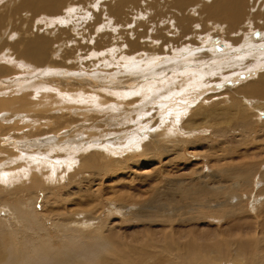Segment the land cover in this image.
<instances>
[{
    "label": "bare ground",
    "instance_id": "1",
    "mask_svg": "<svg viewBox=\"0 0 264 264\" xmlns=\"http://www.w3.org/2000/svg\"><path fill=\"white\" fill-rule=\"evenodd\" d=\"M85 1L87 0H20L14 2V4H19L13 8L11 0H0V6L8 5L0 13V89L2 88L1 86H8L11 90H18L22 87H28V84L30 85L31 82L36 81V86L39 85L38 89L43 90V92L47 91L44 95L37 96L39 95L37 89L32 90L33 100L26 96L15 95L9 98L0 96V113L2 111L8 112V116L14 122L7 125V122L3 121V118L0 116V157L4 156L7 163L0 171V214L4 213V207L13 210L6 217L0 216V264H264V198H255L249 191L259 176L260 180H258L260 183H263L260 192L264 193V171L262 170L264 168H259L261 161L252 163L249 160L248 163L243 161L244 163H231V165L229 163L232 161L231 156L227 160L225 155H223L219 160L223 163L226 161L225 163L231 165L224 167L222 166L223 163H218V159H216L219 155H216L215 159L210 156V153L218 149L224 151L226 149L225 144L231 142L234 136L232 133L234 132L239 133L237 136H241L244 139L247 138V140L253 138V141L256 140V136L259 133H264V123L262 122L263 124L260 126H254L255 123L251 125L250 122L257 118L254 119L253 117L255 113H248V110L258 111V114L264 113V65L253 66L246 70L243 68L241 72L238 70L239 72L234 73L235 80L244 81V84L238 85L234 90L228 87L227 91L221 92H214L220 89L219 86L215 85L220 83V81L216 83L219 79L213 81L207 79L205 81L204 77L197 76L196 73L186 72L185 74L184 72V75L190 79L182 87L178 86L180 87L179 89L183 90L185 86L191 84L190 94L183 96L182 93L178 92L179 90L175 92L169 91L170 93H167V97L161 99V102L159 101L161 104L154 110V114L159 117V120L158 123L155 120L152 123V127L156 123L154 125L155 129L153 128L155 131H153H158V133L154 134L147 131L142 136L140 135L143 140H139L140 138L136 137L137 133H134V143H128V137H126L127 135L125 136L127 138H125L127 140L126 144H129L127 146L117 144L116 141H111L110 138L98 139L97 137H93L92 140H89V138L88 140L84 139L86 140L85 142L77 141L75 144H69L68 140V144L61 145L59 142H62L60 137L64 136L63 131L71 126V124H67L69 122L67 111L73 106L67 107L66 105V102L71 103L70 98H72L73 102L81 98L84 100L83 106L86 107L91 104L95 107L97 104L106 105L114 102L113 105L117 108L135 104L134 101L137 99H135V96L140 93L136 91L130 95L129 90L127 92V87L121 86L123 82L103 85L97 84L96 79L92 76L74 74V70L80 69L82 63L88 64L87 61L82 62L83 60L81 61L82 63L79 62L80 58H78L84 56H81L82 51L87 52L88 49H85V47L89 46L88 44L94 46L90 47V52L94 51L96 47L100 49L105 48L103 50L105 52L108 44L112 43L113 36L117 34V29L111 28L113 24L116 27L117 25L121 26L118 34L126 33L125 30H130V26L127 24L128 21H133V24L136 21L140 22V25L142 23L146 24L144 11L152 13L149 17L155 23H164L167 20L165 18L167 15L166 11L169 13L170 10L168 11L167 9L170 6L178 10V14L175 15L179 21L178 24L175 22L179 29V32L177 29L178 34L185 36L192 29H188V23H191L192 19L190 14H186V9L191 7V3L194 4L195 0H110L112 2L109 1V4H101L102 6L94 9L93 15H87L89 17L85 21L79 22V15H77L72 21L68 22L67 26L58 27V24H55L59 20L57 15L61 16L60 14L65 8L71 4H82ZM246 1L212 0L210 6L206 2L208 6L204 7L205 5H201V8L207 20H213L215 23L219 22L221 24L226 23L228 31L232 32L235 26H239L244 17ZM252 1L253 3L262 2L261 5L264 6V0ZM203 4L205 3L203 2ZM88 5L85 8L83 7L84 10L87 9ZM9 9L10 11L8 12ZM260 11H264V9ZM9 13L13 15L11 16L12 19L14 18V21L11 19L8 21L10 24L3 21L7 19H4V17L6 14L8 16ZM84 13L86 14V12ZM62 15L64 16V14ZM103 16H107L112 22L107 20L104 25V22L102 23ZM172 16L174 17L173 13ZM27 18L29 20L23 21V19ZM176 18L173 19L176 21ZM148 23H150L149 20ZM69 24L70 26H68ZM157 24L156 26L154 24V27L152 26L155 31L149 30L153 33L152 36L156 35L161 40L162 45L164 43L170 50H173L178 45L174 41L177 35L175 27L171 26L170 21L169 23L167 22L166 25H169L167 27H164L165 24L163 26ZM124 25H127L129 28ZM8 26L11 33H8V37L3 38L6 33L5 29ZM54 26H57L58 30H55ZM143 27L145 28V26ZM203 27L201 28L203 29ZM136 28L138 30V27ZM255 32L258 33L257 31ZM86 34H93V37L89 39L88 35L87 40L84 41L83 36H86ZM1 35L3 36L2 38ZM136 35L138 37V34ZM195 35L198 34L196 33ZM259 36L261 37V35ZM123 37L122 40H124ZM212 37L210 36V38ZM141 38L142 36L139 39L143 41ZM225 40L227 41L226 38ZM124 41L126 44L121 45L122 49L125 47L126 49L131 48L133 50V53H129L128 51L125 54L128 53L129 56H131L130 54H136L135 50L140 48L138 42L136 41L131 45L132 40L126 39ZM235 41L232 42L235 44ZM263 41L262 43H264ZM83 42H86V44H83ZM55 43L59 44L58 49L63 45V50L58 51L57 49V52H55L57 58L60 60L53 58L55 55L52 53L56 51L54 50ZM113 43L115 46V42ZM141 43L143 44V42ZM260 45L262 44L260 43ZM199 46L197 45V47ZM257 46L259 47V45ZM115 48H117V44ZM213 48H216L215 45H213ZM217 48H219L218 45ZM99 52H93L91 55L94 58L95 56L99 57V59L104 58ZM5 53L8 56L6 59H4ZM163 53L165 52L163 51ZM173 55H176V53ZM112 57L111 59L115 61V64H120V61L125 60L122 57H118V59L116 58L118 62L114 56ZM144 57L143 55V60L141 61H145ZM175 57L173 62L179 63L177 66L181 65L182 58H179V56ZM258 58L260 59V56ZM101 59L100 61H102ZM148 59L147 61H149ZM192 60L195 59L192 58ZM212 60L220 61L221 56L212 55ZM246 62L250 64L249 61ZM185 65H188V63ZM34 68H38L39 70L45 68L40 75L44 73L48 74L45 72L47 69L52 68L50 69L51 72L55 73L58 69V77L53 78L51 75L41 77L40 80L44 79L47 83L41 84L37 80L39 78L32 80L31 76H17L21 72L31 74ZM178 74L180 75V72ZM114 76L121 78L118 74ZM201 80L205 81L204 85L201 84ZM124 83H129V80L127 82L124 81ZM130 83L129 85H132V82ZM185 90L188 89L186 88ZM225 93L231 95L232 99H235L230 100L229 106L222 105L223 102L220 100L223 94L224 96L226 95ZM83 94L86 96H81ZM249 97L261 98L260 105L256 106L257 102H249L254 107L248 109L242 101ZM213 99L220 101L207 106L206 103ZM47 106L46 111L50 110L51 112H53L51 110L53 107L59 106V109L61 108L60 115L61 112H67L66 116L57 118L48 113H44L43 115V110H41L42 113H38L37 110H40L38 108ZM128 108L125 107V110ZM19 110L23 111V114L25 112L27 117L29 115L33 116L36 121L37 119L43 120L44 118L52 120L49 121L48 130L42 127L40 129H32L35 125L29 130L26 128L25 130L23 127L29 125H24L22 128L25 130L23 134L26 137V141L23 142V147L20 142L25 139L22 140V138L21 141L17 140L20 138L17 129L21 127L18 124L20 114H17V111ZM34 111H37V113H34ZM42 120L38 123L41 124ZM36 121L35 123H37ZM49 122L45 121V124ZM149 126L151 125L149 124ZM203 126L207 129L211 128L213 133L212 138H206L204 135L190 139L194 135L210 132L209 130H203ZM104 128L106 127L104 126ZM104 131L102 132L105 133ZM114 131H116L115 128ZM159 131H161L160 134ZM164 131L170 134V136H166L176 142V147L173 145L174 143L166 141ZM90 132L93 131L90 130ZM44 134L46 137L43 138L44 136H42L43 139L35 138ZM49 134L55 135L52 140L55 143L51 146L56 151L51 150L54 153L57 151L61 152V155H58L61 157H58L61 162L62 156L67 155V152L64 151L66 150L69 153L64 158L67 163L70 162L71 164H65L66 168L63 165L62 171L56 167L58 165L55 166L54 160H51L53 157L48 161L40 153V150H38L39 153H33L32 151L39 142L45 143L49 141V137H51ZM130 134H133L132 131ZM229 134L232 135L228 136ZM213 135L220 136L224 140L222 142L217 141V137V140L214 141L212 140ZM225 136L230 138L225 139ZM144 137L147 138L144 139ZM261 137H264V135L257 138L260 139ZM27 140L29 141L28 143ZM123 140L121 141L123 142ZM136 140L138 141L136 142ZM202 142L212 143L213 145L211 147V144L201 147ZM195 146L199 148H195ZM42 150L41 152H44ZM51 150L50 154H52ZM202 150L204 151L201 153L212 151L209 153L207 166L203 163L206 160L203 158L204 156L200 157V154H197ZM29 151H32V153H28ZM123 151L129 154L119 155ZM185 153H189L187 154L190 155L189 158L186 157ZM232 153L235 154L234 151ZM134 154H138V156L133 157ZM245 154V152L241 155L239 154L242 156L240 160H245ZM263 155L262 158L264 157ZM173 156H177V159L180 157L182 161L191 160L192 164H188L189 162L183 164L179 159L181 162L179 161L177 165V161L174 162L175 159H171ZM182 156L185 157L183 158ZM251 157L246 158L253 161L254 158ZM258 157L261 158L260 156ZM202 159L204 161H201ZM1 165L3 164H0V168ZM54 166L58 169V174L64 171L66 175L68 174V178H71H65L70 181L68 183L70 190L67 195H62L59 192L53 193V189L48 185L55 183L51 180L56 176L57 170ZM180 167L182 172L177 169ZM48 168L49 170L52 169V172H48ZM216 168L221 169L217 170ZM169 169L173 171L170 173ZM176 169L181 174L177 171L174 172ZM78 173L81 175H78ZM62 175L59 176L62 177ZM102 184H104L105 189L99 193L98 190H100V185ZM8 185L12 189L7 190L6 186ZM256 185L258 184L256 183ZM40 188L41 195L46 200L45 205H43L42 201L41 206L38 205L40 201L37 198L40 194ZM65 188L63 189L62 187L63 190ZM33 192L36 193L35 196H32ZM243 193H246V195L244 196ZM100 195L103 196V199L107 198L104 199L103 203L106 201V204L109 206H103L102 204V208H97L102 203ZM114 199L116 200L115 204L111 202ZM249 201H251L250 204H248ZM36 207L42 208V214H38L39 210H36ZM247 207H249V210H247ZM205 211L207 212L205 213ZM122 224L124 225L122 226Z\"/></svg>",
    "mask_w": 264,
    "mask_h": 264
},
{
    "label": "rangeland",
    "instance_id": "2",
    "mask_svg": "<svg viewBox=\"0 0 264 264\" xmlns=\"http://www.w3.org/2000/svg\"><path fill=\"white\" fill-rule=\"evenodd\" d=\"M15 1H20V0H11V4H13V8L16 6V5H18L19 3H17V4H14V2ZM88 1V2H87ZM87 1H85L84 3H82V4H71L70 6H72V5H74V6H72V7H70V6H68L67 8H65V10H63V12L60 14L61 16H59V15H57V18H59V20H58V22L57 23H55L56 25L58 24V27H62V26H67V24H68V22H70V21H72V19L73 18H75L77 15H79V17H78V21L79 22H82V21H85V19H87L89 16H87V15H90V14H92L93 15V10L94 9H96L97 7H99V6H102L103 4H109V1L110 0H87ZM90 1V2H89ZM99 1H101V2H99ZM106 3H105V2ZM96 2V3H95ZM110 2H112V1H110ZM117 2V1H116ZM116 2H114V3H116ZM199 2V3H198ZM202 2V3H201ZM203 2L205 3V4H203ZM209 4V6H210V3L212 2V0H195V3L193 4V3H191V7H189V8H187L186 9V14H190L191 15V19H192V21H191V23L189 22L188 24H189V28L188 29H191V31H190V33L189 34H186L185 36H183V35H181V34H178V32H179V29L177 28V25H176V23L178 24V19L175 17V15H177L178 14V10L177 9H175L173 6H170L169 7V9H167L168 11H169V13L171 14H169L167 11H166V13H167V15H166V19L167 20H165L164 21V17L162 18V20L164 21V23H160L161 24V26H163L164 24H165V26L164 27H167V26H169V25H166L167 24V22L169 23V21H170V24H171V26L172 27H175V29H176V32H177V29H178V32H177V35L175 36L176 38H174V41H176L177 43H178V45L176 46V47H174L173 48V50H170L169 48H168V46H166V44H164L163 43V45H162V42H161V40H159L157 37H156V35L153 37L152 36V32H153V30H154V24H155V26H156V24L157 23H155L153 20H151L150 19V17H149V15H151L152 13L150 12L149 13V11H148V13H147V11H144L145 12V14H144V19H146V21H145V23L146 24H144V23H142V25L143 26H145V28L142 26V25H140L141 23L140 22H137V24H135L136 22H134V24H133V21L131 22H129L128 21V25L130 26V28L127 26V25H124V26H126L127 28H129L130 30L131 29H133V28H135V29H133V31H134V33H133V31H131L130 32V30L129 31H127V30H125L126 31V33L125 32H123V33H119V34H121V35H119L118 34V30H120V28H121V26H118L117 25V27L113 24V27H111V28H116L117 30H116V32H117V34L116 35H114L113 37H114V39H112V43L110 44H108V46H110V47H108L107 46V51L105 50V52H103V50L105 49V48H102V49H100V48H97L96 46V49L94 50V51H89V49H91L92 47H94V46H91V44H88L89 46H86L85 47V49H88L87 50V52L86 51H82L81 52V56H83L82 58L81 57H78V58H80V61L79 62H81L82 60V62H84V61H87L88 62V64H85V63H82V66H81V68L80 69H75L74 70V74H76V75H85V76H92L93 78H95L96 79V83L97 84H103V85H110V84H115V82H123V84L121 83V86H126L127 88V92H128V90H129V94L131 95V93H134V92H136V91H138V92H140V93H138V95L137 96H135V101H134V103L135 104H130V106L129 105H127V106H125L126 108H128V107H130V108H128V109H126L125 110V107H122V106H120V107H114V102H111L110 104H106V105H100V104H97V106H95L94 107V105L93 104H91V105H89L88 107H86V106H83V104H84V100H82L81 98H78L77 100L78 101H76V102H73L72 101V98H70V100H71V103H69V102H66V105H67V107H70V106H73V107H71L67 112H68V114H69V116H68V114H67V118H68V125H70L71 124V126L68 128V129H66V130H64L63 131V134H64V136H61L60 138L62 139V142L60 141L59 143L61 144V145H65V143H67L68 144V140H69V144H75L77 141H81V142H85L86 140H88V138H89V140H92L93 139V137H97L98 139H105V138H110L111 139V141H116V143L117 144H122L123 146H127V145H129V144H126V142H127V140H128V143H130L131 144V142H135V139H133V135H134V133L136 134L137 133V135H136V137L137 138H140L139 140H141L142 138H141V136L144 134V133H147V131L148 132H151V133H154V134H157L158 133V131H156V132H154L155 130V128H154V125L156 124H153V127H152V123L156 120L157 121V123H158V120H159V117L158 116H156L155 114H154V110H155V108L157 107H159V105L161 104V103H159V101L161 102V99H163V98H165V97H167V93L170 91H172V92H175V91H178V92H180V93H182L183 94V96H188L189 94H190V88L192 87L191 86V84H188L187 86H185V88L182 90V89H179L180 87L178 86V85H180L181 87L183 86V84H185V83H188V81H189V77H187V76H185L184 75V72H185V74H186V72L188 73H196L197 74V76H200V77H204V80L206 81L207 79H209V80H211V81H213V80H217V79H219L218 81H216V83H219V81H220V83L219 84H215L216 86H219V90L217 91H214V92H221V91H227L229 88L231 89V90H234L236 87H238V85L240 86V85H242V84H244V81H236L235 79H236V77H235V75H234V73L235 72H241V71H243V68L246 70V69H248V68H252L253 66H256V67H258V66H260V65H264V62H263V60H264V43H262V41L264 40V11H260V10H263L264 9V6H262L261 5V3L262 2H258V3H253V1L252 0H247L246 1V6H245V11H244V17H243V19H242V21L239 23V26H235L234 27V30L232 31V32H229L228 31V25L226 24V23H219V22H216L215 23V21H213V20H207L206 19V16H204L203 15V12H202V6H204V7H206V6H208V4ZM99 3H100V5H99ZM197 3V4H196ZM253 3V4H252ZM87 4H89L88 5V7H86L87 9H88V11H86L87 9H85L84 10V8H85V6L87 5ZM102 4V5H101ZM207 4V5H206ZM212 4V3H211ZM82 7H81V6ZM98 5V6H97ZM198 5H200V6H198ZM202 5V6H201ZM251 7H250V6ZM261 5V6H260ZM6 6H8V5H4V6H0V13H2V10H5V8L4 7H6ZM75 6H77V7H75ZM90 6V7H89ZM93 6V7H92ZM84 7V8H83ZM195 7V8H194ZM255 7H256V9H255ZM261 7V8H260ZM2 8V9H1ZM82 8V9H81ZM171 8H173V9H171ZM68 9V10H67ZM79 9H81V11H79ZM175 9V10H174ZM195 9V10H194ZM249 9H250V11L252 12H250L249 11ZM255 9V10H254ZM260 9V10H259ZM83 10H84V12H86V14L83 12ZM10 11V9L8 10V12ZM77 11V12H76ZM260 11V12H259ZM191 12V13H190ZM198 12H200L201 13V15H200V13H198ZM249 12V13H248ZM257 12V13H256ZM67 13H69L68 15H67ZM80 13V14H79ZM81 13H82V15H81ZM172 13H173V15H174V17L172 16ZM255 13H256V15H255ZM62 14H64V16L62 15ZM170 15V16H169ZM197 15V16H196ZM251 15V16H250ZM11 16H13V15H11L10 13L8 14V16H7V14H6V16L4 17V19L5 18H7V19H5V20H3V21H6V22H8L10 19L12 20V21H14V18L12 19V17L10 18ZM68 16H70V17H68ZM168 16V17H167ZM176 18L177 20L175 21L173 18ZM193 16V17H192ZM261 16H263V17H261ZM105 17V18H104ZM147 17V18H146ZM257 17H259V18H257ZM66 18V19H65ZM69 18V19H68ZM194 18V19H193ZM198 18V19H197ZM200 18H201V21H200ZM153 19H154V16H153ZM181 19V18H180ZM249 19V20H248ZM24 20H29L28 18L27 19H23V21ZM107 20H110L111 22H112V20L110 19V18H108L107 16H103V20H102V23L104 22V25H105V23L107 22ZM148 20H149V22L150 23H148ZM171 20H173V21H171ZM205 20V21H204ZM248 22V23H246V22ZM255 21V22H254ZM67 22V23H66ZM154 22V24L152 25V23ZM166 22V23H165ZM176 22V23H175ZM206 22V23H205ZM9 24H10V22H8ZM173 23H175L174 25H173ZM197 23H198V25H197ZM202 23V24H201ZM204 23V24H203ZM209 23V24H208ZM214 23V24H213ZM62 24H64V25H62ZM160 24H157V25H160ZM205 24H207V25H205ZM216 24V25H215ZM226 24V25H225ZM249 24V25H248ZM252 24H254V25H252ZM258 24V25H257ZM140 25V26H139ZM149 25H150V27H149ZM191 25V26H190ZM204 27H203V26ZM213 25V26H212ZM220 25V26H219ZM256 25V26H255ZM68 26H70V24L68 25ZM153 26V27H152ZM197 26V27H196ZM199 26V27H198ZM209 26V27H208ZM219 26V27H218ZM57 27V26H56ZM55 26L53 27V28H55V30H58V27L56 28ZM133 27V28H132ZM136 27H138V30H137V28ZM201 27H203V29L201 28ZM212 27V28H211ZM245 27V28H244ZM254 27V28H253ZM52 28V29H53ZM142 28V29H141ZM149 28V29H148ZM196 28H198V29H196ZM201 28V29H200ZM216 28V29H215ZM242 28V29H241ZM140 29V30H139ZM147 29H148V31H147ZM193 29H195V30H193ZM254 29V30H253ZM9 30H10V28H9V26L7 27V29H5V34H4V37L1 35V38L3 37V38H6V37H8L9 36V34L11 33V32H9ZM149 30H152V32H150ZM237 30V31H236ZM0 31H1V29H0ZM11 31V30H10ZM136 31V32H135ZM139 31V32H138ZM155 31V30H154ZM218 31H220V32H218ZM222 31V32H221ZM245 31H247L246 33H245ZM255 31H257L258 33H256ZM130 32V33H129ZM141 32H142V34H141ZM193 34H192V33ZM195 32V33H194ZM200 32V33H199ZM210 32H212V33H210ZM261 32V33H260ZM9 33V34H8ZM127 33H129V34H127ZM143 33H145V34H143ZM149 33V34H148ZM157 33V32H156ZM198 34V35H195V34ZM207 33V34H206ZM215 33V34H214ZM222 33H223V35H222ZM240 33V34H239ZM245 33V34H244ZM263 33V34H262ZM123 34H124V37H123ZM136 34H138V37L140 38V36H142V40L143 41H141L138 37H137V35ZM203 34V35H202ZM210 34V35H209ZM227 34V35H226ZM229 34V35H228ZM256 34H258V35H256ZM89 35V39H91L92 37H93V34H86V36L84 35L83 36V39H84V41H86L87 40V36ZM126 35V36H125ZM133 35V36H132ZM146 36L145 38H144V36ZM148 35H151V36H148ZM202 35V36H201ZM205 35V36H204ZM214 35H215V37H214ZM227 37H226V36ZM235 35H239L238 37L236 36L235 37ZM246 37H244V36ZM259 35H261V37L259 36ZM207 36H209V37H207ZM210 36L212 37V38H210ZM220 36H223V37H220ZM255 36H257V37H255ZM112 37V38H113ZM122 37H123V39L124 40H126V39H129V40H132L131 41V45H132V43H135L136 41L138 42V45H139V47L140 48H138V50H135V52H136V54H130L131 56H129V54L128 53H126L125 54V52H128L129 51V53H133V50L131 49V48H125L124 47V49H122V44H126V42L124 41V40H122ZM126 37H128V38H126ZM132 37V38H131ZM185 37V38H184ZM217 37V38H216ZM241 37H242V39H241ZM251 37V38H250ZM86 38V39H85ZM116 38V39H115ZM121 38V39H120ZM134 38H136V39H134ZM144 38V39H143ZM204 38V39H203ZM206 38V39H205ZM225 38L227 39V41L225 40ZM234 38V39H233ZM245 38V39H244ZM120 39V40H119ZM138 39H139V41H138ZM203 39V40H202ZM232 39V40H231ZM240 39V40H239ZM251 39V40H250ZM257 39V40H256ZM134 40V41H133ZM155 40V41H154ZM200 40V41H199ZM207 40V41H206ZM211 40V41H210ZM230 40V41H229ZM236 40V41H235ZM243 40V41H242ZM247 40V41H246ZM250 40V41H249ZM119 41V42H118ZM121 41V42H120ZM188 41V42H187ZM214 43H213V42ZM235 41V44L233 43V42ZM239 41V42H238ZM254 41V42H253ZM256 41V42H255ZM261 41V42H260ZM89 42H90V40H89ZM113 42H115V46L113 45L114 43ZM130 42V41H129ZM128 42V43H129ZM141 42H143V44L140 43ZM145 42H147V43H145ZM160 42V43H159ZM198 44H197V43ZM199 42H201V43H199ZM202 42H203V44H202ZM207 42V43H206ZM242 42V43H241ZM264 42V41H263ZM93 43V42H92ZM211 43V44H210ZM226 43H227V45H226ZM260 43L262 44V45H260ZM83 44H86V42H83ZM116 44H117V48H115L116 47ZM191 44V45H190ZM201 44V45H200ZM218 45V47L219 48H217V45ZM223 44V45H222ZM248 44H249V46H248ZM58 45L59 44H57V43H55V48H54V50H56V51H53V53L52 54H54L55 56L53 57V58H57V54H55V52H57V49H58ZM145 47H144V46ZM161 45V46H160ZM196 45V46H195ZM197 45L199 46V47H197ZM213 45H215V49L213 48ZM220 45V46H219ZM235 47H234V46ZM237 45H239V46H237ZM244 47H243V46ZM257 45H259V47L257 46ZM70 46H72V45H70ZM114 46V47H113ZM167 48H166V47ZM188 46H191V47H188ZM210 46V47H209ZM227 46H228V48H227ZM62 47H63V45L62 46H60V48L58 49V51H61V50H63L62 49ZM91 47V48H90ZM106 47V46H105ZM119 47V48H118ZM121 47V48H120ZM142 47V48H141ZM233 49V51H235V52H233L232 51V49ZM243 48V50H242V48ZM250 47V48H249ZM110 48V49H109ZM231 50H230V49ZM235 48V49H234ZM249 48V49H248ZM84 49V50H85ZM131 49V50H130ZM176 49V50H175ZM180 49H181V51H180ZM186 49V50H185ZM203 49V50H202ZM238 51H237V50ZM241 49V50H240ZM99 50H100V52H99ZM178 50V51H177ZM202 50V52H200ZM205 50V51H204ZM210 50H211V52H212V54H211V52H210ZM228 50V52H226ZM240 50V51H239ZM263 50V51H262ZM115 51V52H114ZM123 51H124V53H123ZM163 51L165 52V53H163ZM180 51V52H179ZM65 52V51H64ZM89 52V53H88ZM93 52L95 53V52H99V53H101L103 56L102 57H104V58H100L102 61H100V59H99V57H97V56H95V58H94V56H92L91 54H93ZM108 52V53H107ZM134 52V53H135ZM205 52V53H204ZM225 52V53H224ZM256 52V54H254ZM263 52V53H262ZM83 53V54H82ZM106 55H105V54ZM176 53V55H173V54H175ZM180 53V54H179ZM206 55V57H205V55ZM224 53V54H223ZM237 53V54H236ZM243 53H244V55H243ZM258 53V54H257ZM87 56H86V55ZM109 56H108V55ZM123 54V55H122ZM203 55V56H201V55ZM252 54H254V55H252ZM78 55H79V53H78ZM105 55V56H104ZM143 55L145 56L144 57V60L145 61H141V60H143ZM212 55H220L221 56V60L220 61H215V60H212L211 61V58H212ZM89 56V57H88ZM92 56V57H91ZM108 56V57H107ZM112 56H114L115 57V60H116V58L118 59V57H122V58H124L125 60H122V61H120V64H115V61L113 60V59H111V58H113ZM126 56V57H125ZM153 56V57H152ZM175 56H179V58L181 57L182 58V60H181V62L180 63H182L181 65H179V66H177L179 63H175V62H173V60H174V57ZM195 56H197L196 58H195ZM199 56H201V57H199ZM254 56V57H253ZM258 56H260V59L258 58ZM85 57V58H84ZM6 58H8V56H7V54L5 53L4 54V59H6ZM92 58H94V59H92ZM97 58H98V60H97ZM147 58H149L148 60L149 61H147ZM171 58V59H170ZM176 58V57H175ZM187 58V59H186ZM192 58H194L195 60H192ZM209 58V59H208ZM224 58V59H223ZM230 58V59H229ZM256 58H258V59H256ZM58 59V58H57ZM85 59V60H84ZM92 59V60H91ZM139 59H140V61H139ZM166 59V60H165ZM170 59V60H169ZM207 59V60H206ZM239 59H240V61H239ZM58 60H60V59H58ZM130 60V61H129ZM135 60H137V61H135ZM237 60V61H236ZM116 61H118V60H116ZM239 61V62H238ZM246 61H249L250 62V64L248 63V62H246ZM119 62V61H118ZM145 62V63H144ZM186 63H188V65H185ZM243 63H245V64H243ZM257 63V64H256ZM255 64V65H254ZM169 65H170V67H172V68H170L169 67ZM241 65V66H240ZM244 65V66H243ZM249 65H250V67H249ZM166 66H168V67H166ZM184 66H185V68H184ZM210 66V67H209ZM241 68V69H240ZM50 69H52V68H50ZM50 69H47L45 72H47L48 74H42V75H40L41 73H42V71H44L45 70V68H43V69H36V68H34V70L33 71H31V74H25L24 72H21V73H19L17 76H19V77H23V76H25V77H27V76H31V78H32V80H34L35 78L37 79V78H39V79H37L38 80V82L39 83H41V84H47L45 81H44V79L43 80H40V78L41 77H46L47 75H51L53 78H55V77H58L57 76V74H58V69H57V72L55 73V72H51V70ZM160 69V70H159ZM182 69V70H181ZM184 69V70H183ZM198 69V70H197ZM209 70V72H207ZM239 70V71H238ZM201 71V72H200ZM51 72V73H50ZM140 72H142V73H140ZM180 72V75L178 74ZM200 73V74H199ZM207 73H209V74H207ZM218 73V74H217ZM115 74H118L119 75V77H121V78H118L117 76H114ZM145 74V75H144ZM167 74V75H166ZM217 74V75H216ZM178 75V76H177ZM212 75V76H211ZM216 75V76H215ZM223 75V76H222ZM227 75V76H226ZM61 76V75H60ZM128 76V77H127ZM207 76V77H206ZM226 76V77H225ZM230 76V77H229ZM34 77V78H33ZM209 77V78H208ZM218 77V78H217ZM126 78V79H125ZM184 78V79H183ZM135 79V80H134ZM158 79V80H157ZM160 79H161V81H160ZM180 79V80H179ZM182 79V80H181ZM129 80V83H124V81H128ZM177 80V81H176ZM204 80H201V84L202 85H204V83H205V81ZM61 81H63V80H61ZM88 81H91V80H88ZM158 81V82H157ZM130 82H132V85H129V84H131ZM180 82H182V83H180ZM23 83H25V81H23ZM129 86H128V85ZM147 84H149V85H147ZM150 84H152V85H150ZM157 84V85H156ZM161 84V85H160ZM231 84V85H230ZM28 87H22V88H20V89H18V90H11L10 89V87H8V86H1L2 88L0 89V96L1 97H3V98H9L10 96H15V95H17V96H26V97H28V98H30L31 100H33L34 99V97L32 96L33 95V91L32 90H34V89H37V93L39 94V95H37V96H40V95H44L45 93H47V91H44L43 92V90H41V89H38V86L39 85H37L36 86V81H33V82H31L30 83V85L28 84L27 85ZM113 86V85H112ZM146 86H147V88H146ZM149 86H152V87H149ZM148 87H149V89H148ZM229 87V88H228ZM188 89V90H185V89ZM226 89V90H225ZM20 90H22V91H20ZM134 90V91H133ZM125 91V90H124ZM133 91V92H132ZM31 92V93H30ZM143 92V93H142ZM169 92V93H170ZM24 93H30V94H24ZM43 93V94H42ZM147 94V95H146ZM226 95L224 96V94H223V97H221L220 98V100L223 102V104L222 105H228L229 106V104H230V100L232 101V100H235V99H232L231 98V95H229V94H227V93H225ZM3 95V96H2ZM9 95V96H8ZM6 96V97H5ZM81 96H86L85 94H83V95H81ZM81 96H77V97H81ZM88 96H90V95H88ZM229 97V98H228ZM129 98H130V96H129ZM139 99V100H138ZM223 99V100H222ZM260 99L261 98H256V97H249L248 99H244L242 102H243V104H245L246 105V107L248 108V109H252L254 106H253V104L252 103H249V102H257L256 103V106H258V105H260ZM220 100H218V99H213V100H211V101H209V102H207L206 103V105L207 106H209V105H213L214 103H218ZM229 100V101H228ZM249 100V101H248ZM182 101V100H181ZM217 101V102H216ZM248 101V102H247ZM185 102V101H184ZM229 102V103H228ZM247 102V103H246ZM96 103H98V102H96ZM143 104V105H142ZM148 104V105H147ZM154 104V105H153ZM164 104V103H163ZM232 104V103H231ZM250 104V105H249ZM111 105V106H110ZM153 105V106H152ZM49 106V105H48ZM48 106L47 107H41V108H38V109H40V110H37L38 111V113H40L41 112V110H43L41 113L44 115V113L45 114H50V115H52V116H55V117H57V118H61L62 116L64 117V116H66L65 114L67 113H65V112H61V115H60V111H61V108L59 109V106H55V107H53V109H51L53 112H51L50 110V112L47 110L46 111V108H48ZM62 106V105H61ZM102 106V107H101ZM228 106H225V107H228ZM250 106V107H249ZM76 107H78V108H76ZM92 107H93V109H92ZM104 107H107V108H104ZM110 107V108H109ZM114 107V108H113ZM58 108V109H57ZM80 108V109H79ZM124 108V109H123ZM55 109V110H54ZM76 109V110H75ZM78 109V110H77ZM95 109V110H94ZM255 109V108H254ZM72 110V111H71ZM98 112H97V111ZM37 111H34V113H37ZM76 111V112H75ZM86 111V112H85ZM92 111V112H91ZM108 111V112H107ZM132 111H134V112H132ZM18 113L17 114H20V121L18 122V124L21 126H19L20 128H18L17 130L19 131V133H18V135H19V139H17L18 141H21V139L22 140H24V141H22V142H20L21 143V146L23 147L24 145H23V142H25L26 141V137L24 136V131L26 130V129H30V128H32L34 125V128H32V129H40V127H42L43 129H49V124H50V122L49 121H52V120H48V119H46V118H44L43 120L42 119H40V120H38L37 119V121H36V119L35 118H33V116H30L29 115V117H27V114H25V112H24V114H23V111H17ZM79 112H81V113H79ZM85 112V113H84ZM96 112V113H95ZM249 112H252V113H255L254 114V119H256V120H253L252 122H250V124L251 125H253L254 123V126H257V125H261V124H263L264 123V113H261V114H258V111H249L248 110V113ZM8 112H1L0 113V116H1V118H3L2 120L3 121H5V122H7V125H10L11 123H14L13 122V120H11V118H10V116H8V114H7ZM78 113V114H77ZM134 113V114H133ZM71 114H73V115H71ZM90 114V115H89ZM152 114V115H151ZM24 115V116H23ZM58 115V116H57ZM70 115H71V117H70ZM88 115H89V117H88ZM91 115H94V116H91ZM131 115V116H130ZM140 115V116H139ZM259 115V116H258ZM261 115V116H260ZM22 116V117H21ZM91 116V117H90ZM129 118H128V117ZM256 116H258V117H256ZM25 117V118H24ZM27 117V118H26ZM128 118V119H127ZM259 118V119H258ZM46 119V120H45ZM87 119V120H86ZM133 119V120H132ZM137 119V120H136ZM41 120H42V123L40 124V123H38V122H41ZM258 120V121H257ZM1 121V120H0ZM27 121V122H26ZM35 121L37 122V123H35ZM45 121L46 122H49L47 125L45 124ZM127 121H129V122H127ZM140 121V122H139ZM145 121H147V122H145ZM21 122V123H20ZM263 122V123H262ZM24 123V124H23ZM34 123V124H33ZM106 123H107V126H106ZM129 124V125H127V124ZM260 123V124H259ZM17 124V123H16ZM43 124V125H42ZM105 124V125H104ZM124 124H125V126H124ZM148 124V125H147ZM149 124L151 125V126H149ZM24 125H29V126H24ZM42 125V126H41ZM143 125V126H142ZM24 126V127H23ZM53 126H54V124H53ZM102 128H101V127ZM104 126L106 127V128H104ZM147 126V127H146ZM25 129V130H23V128ZM117 127H119V128H117ZM152 129H151V128ZM92 128V129H91ZM95 128H96V130H95ZM114 128H115V130L116 131H114ZM145 128V129H144ZM150 128V129H149ZM154 128V129H153ZM203 128V130H206V131H210V132H207V133H205V134H203V133H201V134H197V135H194L193 137H191L190 139H194L196 136H197V138L198 137H201V136H206V138H212L211 136H212V130H211V128H206L205 126H203L202 127ZM96 131H94V130ZM102 129H104V130H102ZM112 130V132H111V130ZM121 129V130H120ZM133 129V130H132ZM136 129V130H135ZM85 130V131H84ZM89 130V132H87ZM90 130H92L93 132H90ZM98 130V131H97ZM108 130H110L109 132H108ZM118 130V131H117ZM125 130V131H124ZM146 130V131H145ZM152 130V131H151ZM154 130V131H153ZM102 131H104L105 133H103ZM132 131V133L133 134H130V132ZM134 131V132H133ZM87 132V133H86ZM111 132V133H110ZM139 132V133H138ZM21 133H22V135H21ZM75 133V134H74ZM97 133V134H96ZM110 133V134H109ZM121 133V134H120ZM161 133V131H159V134ZM163 133H165L164 134V136H165V138H166V141H168V142H171V143H174L173 145L176 147L177 146V144H176V142H174V140H170V138L169 137H167L166 135H169L170 136V134L167 132V131H164ZM162 133V134H163ZM211 133V134H210ZM203 134V135H202ZM234 136L232 137V140H231V142H228L227 144H225V146H226V149L224 150V151H221V149L219 150H216V151H210V152H212V153H210V156L213 158V159H215L216 157V155H219L216 159H218V163H221L222 161H220L219 159H221V157L223 156V155H225V157L227 158V160H228V157L229 156H231V158H232V161L231 162H229L230 164L232 163V164H235V163H238V162H242V163H244V162H249V160H251L250 162H252V163H258L259 161H261V165H259V168L261 167V168H264V157L262 158V154H264V137H261L260 139L259 138H257L258 136H263L264 135V133L262 134H258L257 136H256V142L255 141H253V138L251 139V138H249V140H247V138H243V137H239V136H237L239 133H237V132H234V133H232ZM232 134H229L228 136H231ZM81 135V136H80ZM97 135V136H96ZM101 135H102V138H101ZM127 135V136H126ZM141 135V136H140ZM42 136H44L43 138H45L46 136H45V134L44 135H40L39 137L37 136V137H35V138H42ZM48 136V135H47ZM49 136H51V137H49ZM49 141H46L45 143H40L39 142V144L38 145H36L35 147L36 148H33L34 150H32L33 151V153H39L38 152V150H40V153H42L43 155H44V157L48 160V161H50V159L51 160H54V162H55V166L56 165H58V166H56V167H58L61 171L63 170L62 168H63V165H64V167L66 168V166H65V164H71L70 162H68L67 163V161H66V159L64 158V157H66L67 155H69V153H68V151H64V152H67V155L66 156H62V158L64 159H61L62 160V162L58 159V157L59 158H61L60 156H58V155H61V152L60 151H57L56 153H54L56 150L55 149H53L52 148V146L54 145L53 143H55V142H53L52 140L54 139V136L55 135H53V134H49ZM71 136V137H70ZM80 136V137H79ZM92 136V138H90ZM99 136V137H98ZM128 137V139L126 138V137ZM235 136H236V138H235ZM149 137V136H148ZM218 136H214L213 135V139L212 140H214V141H216L217 139V141H220V142H222L223 140H224V138L222 139L220 136L217 138ZM226 138L225 139H227V138H230V137H227V136H225ZM42 138V139H43ZM70 138H72V139H70ZM79 138V139H78ZM123 138H124V140H125V142H124V140H123ZM127 140H126V139ZM145 138H147V137H144V139ZM217 138V139H216ZM235 138V139H234ZM65 139V140H64ZM75 139V140H74ZM84 139H86V140H84ZM221 139V140H220ZM240 140V141H238V140ZM50 140H51V142H50ZM72 140V141H71ZM84 140V141H83ZM121 140H123V142L121 141ZM143 140V139H142ZM241 140H242V142H241ZM31 141V140H30ZM117 141H119V142H117ZM138 140H136V142H137ZM235 141H236V143H235ZM251 141H253V142H251ZM29 141L27 140V143H28ZM74 142V143H73ZM26 143V144H27ZM208 143V142H207ZM206 142H202V145H201V147H206V145L207 146H209L210 144V147L213 145L212 143H208L207 144ZM231 143H232V145L233 144H235V145H233V147H232V145H231ZM237 143H240V144H237ZM247 143V144H246ZM50 144V145H49ZM176 144V145H175ZM242 144H244V145H242ZM263 144V145H262ZM47 145H48V147H47ZM52 145V146H51ZM162 145V144H161ZM246 145H248V146H246ZM262 145V146H261ZM42 146V147H41ZM199 147H200V145H198ZM198 146H195V148L197 147V148H199ZM234 146H236V147H234ZM238 146V147H237ZM62 147V146H61ZM228 147V148H227ZM47 149V150H45V149ZM63 148V147H62ZM233 149V151L235 152V154L234 153H232L233 151H232V149ZM242 148H244V149H242ZM247 148V149H246ZM44 150V152H46V153H44V152H41V150ZM54 151H52V150ZM58 149H59V147H58ZM240 149V150H239ZM242 149V150H241ZM258 149V150H257ZM42 150V151H43ZM50 150L52 151V154H50L51 152H50ZM239 150V151H238ZM32 151H29L28 153H32ZM116 151H117V149H116ZM204 150H202V151H200V153H197V154H200V157H203L204 159H206L205 161L202 159L201 161H204L203 163H204V165L205 166H207V163H208V160H209V153H207V151L205 152V153H201V152H203ZM219 153H218V152ZM221 151V152H220ZM249 151V152H248ZM118 152V151H117ZM224 154H223V153ZM227 152H229V153H227ZM246 153L245 154V160H240V158L242 157V156H240L241 154H243V153ZM49 153V154H48ZM137 153H138V151H137ZM215 153V154H214ZM232 155H231V154ZM123 154H129V153H127V152H125V151H123V153H121V154H119V155H123ZM187 154H189V153H185V155H186V157L187 158H189V156L190 155H187ZM205 154H207V155H205ZM212 154V155H211ZM234 154V155H233ZM238 154V155H237ZM240 154V155H239ZM47 155H48V157H47ZM54 155H55V157H57V158H55L54 157ZM118 155V156H119ZM238 157H237V156ZM247 155V156H246ZM255 155V157H253V156ZM134 156H138V154H134L133 155V157ZM233 156V157H232ZM240 156V157H239ZM252 156V157H251ZM258 156H260L261 158H259ZM264 156V155H263ZM2 157V159L0 160V164H3V165H1V168H0V171L2 170V168L4 167V166H6L7 165V163H6V158L4 157V156H1ZM0 157V158H1ZM5 159H4V158ZM183 158L185 157V156H182ZM215 157V158H214ZM246 157H248V158H254L253 159V161H252V159H247ZM257 157H258V159H257ZM73 158V157H72ZM192 158V157H191ZM171 159H175L174 160V162H176L177 163V165H178V163H179V161L181 160L182 161V159L180 158V157H178V159H177V156H173V157H171ZM180 159V160H179ZM235 159V160H234ZM239 159V160H238ZM261 159H263V160H261ZM59 161V162H58ZM180 161V162H181ZM244 161V162H243ZM255 161V162H254ZM258 161V162H257ZM3 162H5V163H3ZM57 162H58V164H57ZM189 162V163H188ZM226 162V161H225ZM223 163L222 164V166H224V167H226V166H231L230 164H228V163ZM182 163L184 164V163H188V164H192L191 163V160H185V161H182ZM182 164V165H183ZM60 165V166H59ZM54 166V167H55ZM56 167H55V169H56ZM195 168V167H194ZM180 172H182V169H181V167L180 168H177ZM174 170V172H179L178 170ZM217 170L218 169H221V168H216ZM57 171H56V176L55 177H53V179H51L52 181H54L55 183H52V184H48L49 185V187H51L52 189H53V193H57V192H59V193H61L62 195L64 194V195H67L68 194V191L70 190L69 188H68V183H70V181L69 180H67V179H71L70 177L68 178V174L66 175V172H62V173H60V174H58V169H56ZM170 170V169H169ZM263 171H264V169H262ZM47 171L49 172H52V169L51 170H49V168L47 169ZM171 171H173V170H170V173H171ZM179 172V173H180ZM63 174V175H62ZM181 174V173H180ZM59 175H62V177L61 176H59ZM66 175V176H65ZM78 175H81L80 173H78ZM59 178H60V180H59ZM65 178H67V179H65ZM58 181H56V180ZM169 179V178H168ZM260 178H259V176L257 177V179L255 180L256 182H254V187L252 186V188L249 190L250 192H251V195H253L255 198H260V199H263L264 197V193H261L260 192V190H261V187H262V182L260 183ZM66 180V181H65ZM64 182V183H63ZM58 183V184H57ZM256 183L258 184V185H256ZM16 184V183H15ZM260 184V185H259ZM54 185V186H53ZM101 186H102V189H101ZM259 186V187H258ZM7 188V190L8 189H12L11 188V186L10 185H8V186H6ZM62 187H63V189L65 188V190H63L62 189ZM80 187H81V185H80ZM79 187V188H80ZM84 188V187H83ZM264 188V187H263ZM103 189H105V186H104V184H102V185H100V190H98L99 191V193L103 190ZM62 190V191H61ZM56 191V192H55ZM97 191V192H98ZM42 193H41V188H40V194L37 196V198H38V200L40 201V203L38 202V205L39 206H41V203H42V201H43V205H45V203H46V200L43 198V195H41ZM96 194H98V193H96ZM95 194V195H96ZM244 194V196L246 195V193H243ZM36 195V193H34L33 192V194H32V196H35ZM103 195V194H102ZM102 195H100L99 197H100V201H102V203L99 205V207H97V208H102V204H103V206L104 205H106V206H109V205H107L106 204V201H105V203H103V201H104V199H107L106 197L103 199V196ZM98 197V198H99ZM9 199H11V198H9ZM103 199V200H102ZM12 200V199H11ZM116 200L114 199L113 201L111 200V202L112 203H116L115 202ZM264 201V200H263ZM250 202L251 201H249V203L248 204H250ZM244 206H245V204H244ZM9 210V211H8ZM36 210H39V212H38V214H42V208H40V207H36ZM247 210H249V207H247ZM3 211H4V213L3 214H0V216H3V217H6L7 216V214L9 215V213L11 212H13V210H10L9 208H7V207H4L3 208ZM41 211V212H40ZM106 212V211H105ZM207 211H205V213H206ZM107 213V212H106ZM6 214V215H5ZM108 214V213H107ZM100 215V214H99ZM119 215V214H118ZM114 216H116V215H114ZM120 216V215H119ZM124 224H122V226H123Z\"/></svg>",
    "mask_w": 264,
    "mask_h": 264
}]
</instances>
